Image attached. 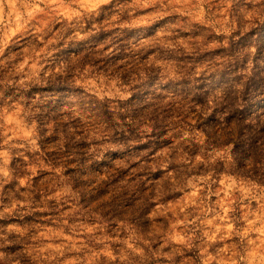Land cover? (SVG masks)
<instances>
[{"label":"clouds","instance_id":"9594fccd","mask_svg":"<svg viewBox=\"0 0 264 264\" xmlns=\"http://www.w3.org/2000/svg\"><path fill=\"white\" fill-rule=\"evenodd\" d=\"M0 264H264V0H0Z\"/></svg>","mask_w":264,"mask_h":264}]
</instances>
